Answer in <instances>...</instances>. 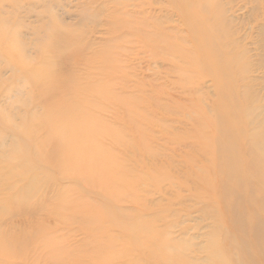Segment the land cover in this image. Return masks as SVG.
<instances>
[{
  "label": "rangeland",
  "instance_id": "obj_1",
  "mask_svg": "<svg viewBox=\"0 0 264 264\" xmlns=\"http://www.w3.org/2000/svg\"><path fill=\"white\" fill-rule=\"evenodd\" d=\"M47 1L58 3L57 14L81 35L83 45L78 55L71 54L64 60L60 75L64 86L47 96V103L62 94L69 85L65 81L70 79L103 86L102 99L96 96L99 107L95 112L124 141L118 143L108 135L99 140L123 167L125 184L121 193L106 195L103 187L86 174L63 178L53 166H46L45 171L57 179L47 184L38 198L43 209L39 205L32 212L20 210L0 223V230L13 233L4 239L0 264H107L105 249L113 258L119 255L116 261L121 263L144 261L150 252L147 244H139L142 238L151 237L158 243L164 237L186 240L205 232L200 220L197 224L196 213L204 205H211L222 223L229 224L221 192L213 187L209 194L200 191L209 180L199 178L207 174L214 181L218 179L213 164L208 173L199 166L210 164L207 140H216L215 116L227 101L220 98L218 83L195 47L194 29L186 16L171 0H120V5L112 0ZM223 2L233 22L234 38L239 40L237 46L248 51L250 62H257L262 54L264 0ZM189 3L201 6L199 0ZM27 20L33 24L37 14ZM23 31L29 32L26 27ZM169 41L175 53L168 52ZM107 49L111 57L105 62ZM186 54L198 62L191 64ZM32 57L37 58L35 53ZM263 73V67L252 68L250 81L262 83ZM236 90L242 100L243 82ZM46 149L52 147L46 144ZM211 150L216 151L214 143ZM190 181H196V191ZM62 187L78 204L71 211L62 210L56 203V193ZM189 212H193L191 220L182 224ZM118 221L143 228L130 232ZM47 243L64 246L63 255L53 258ZM149 260L143 264H155Z\"/></svg>",
  "mask_w": 264,
  "mask_h": 264
},
{
  "label": "bare ground",
  "instance_id": "obj_2",
  "mask_svg": "<svg viewBox=\"0 0 264 264\" xmlns=\"http://www.w3.org/2000/svg\"><path fill=\"white\" fill-rule=\"evenodd\" d=\"M223 1L199 0L201 6L197 8L189 0H171L194 29L195 47L218 83L220 98L227 101L215 116L216 140H207L210 164L199 166L208 173L213 164L218 179L214 181L207 174L199 178L209 180L200 191L209 194L213 187L221 192L229 224L222 223L211 205H204L196 213L197 224L200 220L205 232L186 240L164 237L161 242L154 238L158 243L151 237L142 238L139 244H147L145 248L150 252L144 261L121 263L116 261L119 255L113 258L105 249L107 264L113 260L114 264H143L149 259L155 264H264V73L259 84L252 83L248 75L252 68H264V25L262 54L253 63L247 57L248 51L237 46L239 40L234 38L233 22ZM112 2L122 4L120 0ZM57 5L47 0H0V223L8 216L15 217L20 210L32 212L39 205L43 209L38 198L47 184L57 179L45 171L48 165L63 178L86 174L103 187L106 195L121 193L125 184L123 167L99 140L108 135L118 143L124 141L95 112L99 107L96 96L102 99L103 86L75 77L77 80L65 81L69 85L54 102L47 103V96L64 86L60 76L64 60L71 54L78 55L83 46L81 35L60 19ZM34 13L37 20L28 23ZM25 27L28 33L23 31ZM165 38L168 40L166 35ZM168 43V52L175 53V46ZM106 51L105 62L111 57L110 49ZM187 59L191 64L198 62L186 54ZM239 82L244 85L242 100L236 90ZM46 144L52 149H46ZM190 182L196 191V181ZM194 198L196 204L200 203L197 194ZM55 199L65 211L78 205L65 187ZM189 213L182 224L191 220L193 212ZM205 221L209 223L204 224ZM118 222L130 232L143 228ZM10 236L13 233L0 230V250L5 248L4 239ZM47 244L54 252L53 258L63 255L64 246Z\"/></svg>",
  "mask_w": 264,
  "mask_h": 264
}]
</instances>
